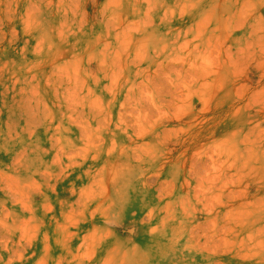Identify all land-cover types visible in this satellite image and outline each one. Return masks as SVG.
Returning a JSON list of instances; mask_svg holds the SVG:
<instances>
[{
  "label": "rangeland",
  "instance_id": "rangeland-1",
  "mask_svg": "<svg viewBox=\"0 0 264 264\" xmlns=\"http://www.w3.org/2000/svg\"><path fill=\"white\" fill-rule=\"evenodd\" d=\"M0 264H264V0H0Z\"/></svg>",
  "mask_w": 264,
  "mask_h": 264
}]
</instances>
